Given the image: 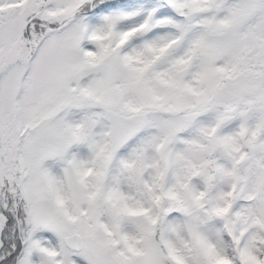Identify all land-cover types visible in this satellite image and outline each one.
Masks as SVG:
<instances>
[{
  "label": "snow or ice",
  "instance_id": "snow-or-ice-1",
  "mask_svg": "<svg viewBox=\"0 0 264 264\" xmlns=\"http://www.w3.org/2000/svg\"><path fill=\"white\" fill-rule=\"evenodd\" d=\"M0 264H264V0H0Z\"/></svg>",
  "mask_w": 264,
  "mask_h": 264
}]
</instances>
